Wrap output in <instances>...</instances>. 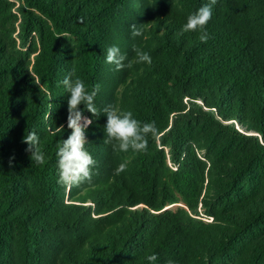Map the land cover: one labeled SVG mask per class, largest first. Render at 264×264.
<instances>
[{"label":"trees","instance_id":"16d2710c","mask_svg":"<svg viewBox=\"0 0 264 264\" xmlns=\"http://www.w3.org/2000/svg\"><path fill=\"white\" fill-rule=\"evenodd\" d=\"M208 2L0 0V264H264V0H217L206 43L178 36ZM114 45L130 68L106 62ZM70 72L100 85V115L79 106L96 163L69 188L56 153ZM109 104L155 121L147 151L104 142Z\"/></svg>","mask_w":264,"mask_h":264},{"label":"clouds","instance_id":"9594fccd","mask_svg":"<svg viewBox=\"0 0 264 264\" xmlns=\"http://www.w3.org/2000/svg\"><path fill=\"white\" fill-rule=\"evenodd\" d=\"M217 0H209L208 3L201 6L196 12L190 14L187 22L183 25L181 32L177 35H183L187 32L199 30L201 42H207L209 35L206 31V25L210 21L213 14V7ZM79 22L83 23V18H79ZM132 35L138 37L142 35V30L137 25L132 24ZM133 51L136 55V63L146 62L151 65L152 59L148 52L133 46ZM127 59L125 54L121 53L118 46H111L107 49L106 62L114 64L117 71L123 70L125 67L130 68L132 62L125 64ZM74 73L70 72L62 80L67 93H70L68 99V117L67 127L71 129L67 139H63L62 143L57 145L58 183L67 187L79 186L84 182H90L92 179V167L95 165V160L85 150V130L92 124V120L83 116L79 106L83 104L86 110L92 113L93 116H99L100 112L94 104V98L100 90V85L96 84L92 91L86 90L84 81L79 78L72 79ZM103 113L107 116L105 125L106 139L105 143H113L114 150L120 152H128L130 149L133 152L141 153L148 149L149 137L156 139L159 136V129L156 127L155 121L141 123L133 117L131 111H121L119 106L109 104L103 108ZM23 142L29 144L28 151L31 152V160L37 164L45 162L44 154L39 148V137L35 131H32L24 136ZM11 164V159L9 161ZM126 163H121L115 169L116 174L126 170ZM148 261L155 262L158 257L153 254L147 257ZM167 264H174L169 260Z\"/></svg>","mask_w":264,"mask_h":264},{"label":"rangeland","instance_id":"374dc122","mask_svg":"<svg viewBox=\"0 0 264 264\" xmlns=\"http://www.w3.org/2000/svg\"><path fill=\"white\" fill-rule=\"evenodd\" d=\"M48 118V115L46 114V119Z\"/></svg>","mask_w":264,"mask_h":264}]
</instances>
